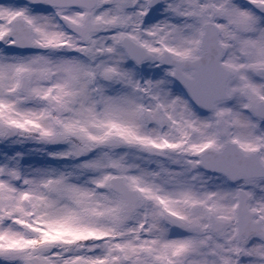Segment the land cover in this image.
Returning <instances> with one entry per match:
<instances>
[{
  "label": "snow or ice",
  "instance_id": "snow-or-ice-1",
  "mask_svg": "<svg viewBox=\"0 0 264 264\" xmlns=\"http://www.w3.org/2000/svg\"><path fill=\"white\" fill-rule=\"evenodd\" d=\"M0 264H264V0H0Z\"/></svg>",
  "mask_w": 264,
  "mask_h": 264
}]
</instances>
